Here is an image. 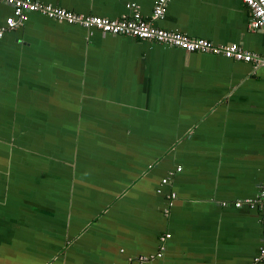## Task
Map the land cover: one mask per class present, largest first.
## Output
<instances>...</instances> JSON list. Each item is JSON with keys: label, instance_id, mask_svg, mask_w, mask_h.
Wrapping results in <instances>:
<instances>
[{"label": "crops", "instance_id": "crops-1", "mask_svg": "<svg viewBox=\"0 0 264 264\" xmlns=\"http://www.w3.org/2000/svg\"><path fill=\"white\" fill-rule=\"evenodd\" d=\"M35 1L264 56L243 0ZM263 179L264 64L37 11L0 36V264H262Z\"/></svg>", "mask_w": 264, "mask_h": 264}, {"label": "built area", "instance_id": "built-area-1", "mask_svg": "<svg viewBox=\"0 0 264 264\" xmlns=\"http://www.w3.org/2000/svg\"><path fill=\"white\" fill-rule=\"evenodd\" d=\"M169 1L170 0H156L153 10L154 18H160L164 15ZM243 1L251 11V27L264 30V0ZM7 2L13 6L14 14L7 17L6 26L0 27V36H3L7 29L15 28L23 24L28 19L30 12L37 11L48 18L79 24L88 29L95 28L103 33L130 35L139 39L153 40L168 44L186 51L222 54L238 60L249 61L255 65L264 64L263 55L247 52L237 43L216 45L204 38L191 37L182 32L161 28L149 23L138 11L133 12L130 16L124 15L120 18H107L96 15L84 16L60 6L44 4L35 0H7ZM162 182H168V178H163ZM175 197L176 192L170 193V204ZM256 202L257 204L259 203L262 208V222L264 226V179L260 188L259 198ZM235 205L239 206L241 202H237ZM144 259H147V257H144ZM259 259L262 264H264V237Z\"/></svg>", "mask_w": 264, "mask_h": 264}]
</instances>
